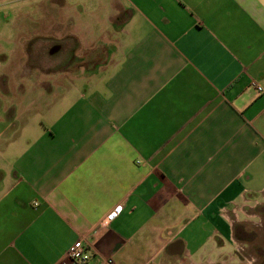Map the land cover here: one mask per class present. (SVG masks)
Returning a JSON list of instances; mask_svg holds the SVG:
<instances>
[{
  "label": "crops",
  "instance_id": "0c3cea01",
  "mask_svg": "<svg viewBox=\"0 0 264 264\" xmlns=\"http://www.w3.org/2000/svg\"><path fill=\"white\" fill-rule=\"evenodd\" d=\"M62 1L67 21L0 44V264H74L79 239L85 264H240L264 200V0H86L84 23Z\"/></svg>",
  "mask_w": 264,
  "mask_h": 264
},
{
  "label": "rangeland",
  "instance_id": "374dc122",
  "mask_svg": "<svg viewBox=\"0 0 264 264\" xmlns=\"http://www.w3.org/2000/svg\"><path fill=\"white\" fill-rule=\"evenodd\" d=\"M37 1L38 0H12L10 4L3 9L0 17L3 16L6 18V24L3 29H0V44H2L5 38L8 37L10 39L13 37L12 35L16 29L14 23L16 22H20L23 26H30L35 19L40 20V22L57 20L67 21L66 14L72 12V10H70L72 8L70 7L66 8L67 10L62 9L64 5L62 0H47L41 3L40 7L36 5ZM65 1H68V3L76 2V4H78L75 7L77 12L76 16L73 17V14L71 15L73 21L80 23L86 22V11L84 12L85 9H83V7L86 6V0ZM16 9H19L21 12L19 16L15 14ZM39 9H41V11ZM1 23L0 21V26L2 25ZM251 214L257 216L251 218L252 221L256 222L250 225L248 231L241 233L239 239L236 238L237 251L234 255V260L240 264H264V200L258 204L256 208L251 210Z\"/></svg>",
  "mask_w": 264,
  "mask_h": 264
},
{
  "label": "built area",
  "instance_id": "2783aa9c",
  "mask_svg": "<svg viewBox=\"0 0 264 264\" xmlns=\"http://www.w3.org/2000/svg\"><path fill=\"white\" fill-rule=\"evenodd\" d=\"M260 90V88H257ZM120 206L116 207L114 212L111 215H115ZM84 241L79 239L75 241L67 250L66 257L71 260L74 264H85L90 259V253L87 250V247L84 245ZM105 264H113L111 259H107Z\"/></svg>",
  "mask_w": 264,
  "mask_h": 264
},
{
  "label": "water",
  "instance_id": "95a60500",
  "mask_svg": "<svg viewBox=\"0 0 264 264\" xmlns=\"http://www.w3.org/2000/svg\"><path fill=\"white\" fill-rule=\"evenodd\" d=\"M54 50H55V49H54ZM54 50H53V51H54ZM53 51H52V52H53Z\"/></svg>",
  "mask_w": 264,
  "mask_h": 264
},
{
  "label": "trees",
  "instance_id": "16d2710c",
  "mask_svg": "<svg viewBox=\"0 0 264 264\" xmlns=\"http://www.w3.org/2000/svg\"><path fill=\"white\" fill-rule=\"evenodd\" d=\"M238 235V234H237Z\"/></svg>",
  "mask_w": 264,
  "mask_h": 264
}]
</instances>
